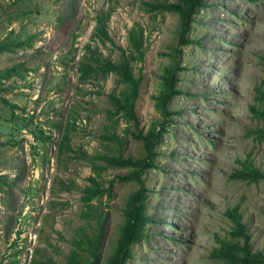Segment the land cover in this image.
Returning <instances> with one entry per match:
<instances>
[{"label":"rangeland","instance_id":"rangeland-1","mask_svg":"<svg viewBox=\"0 0 264 264\" xmlns=\"http://www.w3.org/2000/svg\"><path fill=\"white\" fill-rule=\"evenodd\" d=\"M154 1L0 0V42L30 38L27 46L0 54V71L23 64L0 91V264H64L73 239L81 233L93 239L98 231L99 262L110 256L127 196L140 185L118 180L128 170L96 161V180L109 192L86 208L83 190L95 177L89 159L118 153L106 134L122 139L123 158L143 151L130 124L106 118L108 94L123 86L113 74L81 80L77 66L87 46L117 62L130 50L129 31L138 27L144 53L132 64L141 79L138 129L161 120L153 98L163 69H184L177 73L181 93L167 105L179 114L157 146L159 169L142 178L152 222L146 239L130 247L127 264H219L209 254L216 238L229 239L225 211L234 206L251 252L264 255V182L230 178L245 160L264 173L258 135L264 119L252 112L264 96V0H205L187 35L194 43L176 57L178 18L148 10L145 3ZM99 13L110 41L91 37ZM84 212L100 215L102 227Z\"/></svg>","mask_w":264,"mask_h":264},{"label":"trees","instance_id":"trees-1","mask_svg":"<svg viewBox=\"0 0 264 264\" xmlns=\"http://www.w3.org/2000/svg\"><path fill=\"white\" fill-rule=\"evenodd\" d=\"M145 5L148 10H153L157 13H173L177 16L178 33L175 57L182 53L183 47L194 43V40L189 39L187 35L191 31L195 14L206 7L205 0H177L176 2L156 0L145 3ZM91 37L92 39L98 38L100 42L110 41L105 30L103 13L95 16V27ZM29 40L30 38L28 37L23 41L17 42L11 39V37L6 36L0 42V54L12 52L16 48L27 46ZM142 40V29L139 27L137 29H131L128 34L130 50L127 55L124 51H121L122 55L117 62L102 59L97 47L89 49V46H87L88 53L83 56V60L77 66L81 80L89 77L96 78L98 75L113 74L116 77L117 84L123 86V89L118 93L112 91L108 94V109L105 112L106 118L107 120L115 119V123L122 120L125 124H130L134 129V131L130 132V136L141 143L143 155L135 159L123 158L120 153L122 139L115 134H106L104 138L118 146V153L116 155L97 154L89 159L91 162V171L95 173V177L91 176L88 178L91 185L84 188L81 197L82 203L86 208H90L89 203L94 198H100L109 192V188H101L96 180L101 170V167L95 164L96 161L103 162L109 168L128 170L124 176L118 177V180L120 182H135L140 187L136 192L127 196L123 208L124 221L119 228L114 248L106 261L100 263L97 255L101 239L100 231H98L93 239L87 238L84 233H81L77 239H73V249L66 256L64 264H127L132 258L130 247L139 244L147 237V232L144 230L152 220L145 214L146 207L144 201L146 199L147 189L143 187L142 178L149 170L159 169L157 165V158L159 157L157 146L162 140L163 135L167 133L170 123L173 121L171 120V116L179 114V112L169 111L167 105L173 97L181 93L176 86L178 83L177 73L184 68H180L174 64L163 69L160 77V90L153 98L154 108L159 113L161 120L159 123L151 124L145 132L138 129L139 121L136 117L135 107L141 79L139 77L135 78L132 72V64L136 61H142L144 57ZM262 61L264 66V56ZM22 67L23 64H18L0 71V91H3L2 81L14 77L15 74L21 71ZM261 101L263 105L258 109H252V112L255 117L264 119V96H262ZM9 107L12 109L11 117H15L13 109L16 106L10 104ZM125 132L127 133L128 131ZM258 135L264 139V130H260ZM66 138L67 135L65 133L59 143V148H63L65 143L64 139ZM230 178L249 184L258 183L264 182V173L254 168L250 161L245 160L240 163L239 169L234 170ZM225 216L232 224L230 232L228 233L229 239L216 238L218 246L210 252L209 258L217 262L219 261V264H264V255L259 251L251 252L250 250L249 236L245 231V225L241 222L238 206L226 210ZM82 217L85 219H93L97 223L100 215L96 216L89 212H84ZM102 223V221L98 222L99 229L102 227Z\"/></svg>","mask_w":264,"mask_h":264}]
</instances>
